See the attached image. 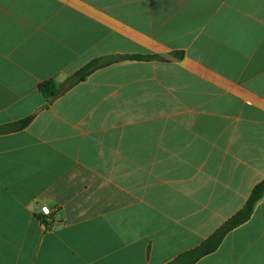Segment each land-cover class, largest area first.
<instances>
[{
    "label": "crops",
    "instance_id": "obj_1",
    "mask_svg": "<svg viewBox=\"0 0 264 264\" xmlns=\"http://www.w3.org/2000/svg\"><path fill=\"white\" fill-rule=\"evenodd\" d=\"M263 180L264 0H0V264H184Z\"/></svg>",
    "mask_w": 264,
    "mask_h": 264
},
{
    "label": "trees",
    "instance_id": "obj_2",
    "mask_svg": "<svg viewBox=\"0 0 264 264\" xmlns=\"http://www.w3.org/2000/svg\"><path fill=\"white\" fill-rule=\"evenodd\" d=\"M131 59H143L144 57L139 56H128ZM103 64L99 60H94L83 69H81L74 77L71 79L74 83L84 80L93 71L101 68ZM40 91L47 100H52L58 95L59 88L54 81H48L40 86ZM31 121V118L25 119L19 123H15L9 126L8 130H18L20 128L26 127ZM264 197V180L258 183L254 190L252 191L249 199L247 200L245 206L233 216L226 224H224L210 239L204 242L200 247L191 250L183 254L180 259L184 260V264H194L202 257L214 252L222 243L225 236L237 228L238 226L247 222L253 215L254 209L260 200Z\"/></svg>",
    "mask_w": 264,
    "mask_h": 264
},
{
    "label": "built area",
    "instance_id": "obj_3",
    "mask_svg": "<svg viewBox=\"0 0 264 264\" xmlns=\"http://www.w3.org/2000/svg\"><path fill=\"white\" fill-rule=\"evenodd\" d=\"M57 208L55 209H52L51 207L47 206V205H44L41 207V214L44 216V219L47 223H50L52 222V214L54 212H57Z\"/></svg>",
    "mask_w": 264,
    "mask_h": 264
}]
</instances>
